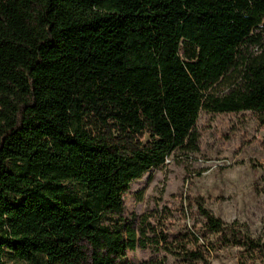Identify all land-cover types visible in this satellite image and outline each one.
Masks as SVG:
<instances>
[{"label": "trees", "instance_id": "trees-1", "mask_svg": "<svg viewBox=\"0 0 264 264\" xmlns=\"http://www.w3.org/2000/svg\"><path fill=\"white\" fill-rule=\"evenodd\" d=\"M202 111L264 122V0H0V264H212L231 245L264 264L201 197L180 240L167 208L126 216L134 180L200 151Z\"/></svg>", "mask_w": 264, "mask_h": 264}, {"label": "rangeland", "instance_id": "rangeland-1", "mask_svg": "<svg viewBox=\"0 0 264 264\" xmlns=\"http://www.w3.org/2000/svg\"><path fill=\"white\" fill-rule=\"evenodd\" d=\"M197 129L199 152L190 156L173 152L163 167L131 183L124 197L126 216L138 229L144 214L167 208L163 229L172 240H180L193 219L178 208L186 207L188 198L201 197L226 223L237 222L264 241V122L251 111H202ZM149 222L156 224L154 218ZM206 254L212 264H262L261 258L245 253L240 245L206 250ZM164 256L151 248L127 254L128 264ZM167 264L183 263L168 256Z\"/></svg>", "mask_w": 264, "mask_h": 264}]
</instances>
